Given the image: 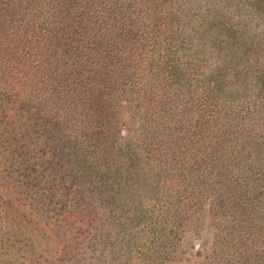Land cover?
I'll return each mask as SVG.
<instances>
[{
  "label": "trees",
  "instance_id": "trees-1",
  "mask_svg": "<svg viewBox=\"0 0 264 264\" xmlns=\"http://www.w3.org/2000/svg\"><path fill=\"white\" fill-rule=\"evenodd\" d=\"M206 219L198 264H264V0H0V264H169Z\"/></svg>",
  "mask_w": 264,
  "mask_h": 264
},
{
  "label": "rangeland",
  "instance_id": "rangeland-1",
  "mask_svg": "<svg viewBox=\"0 0 264 264\" xmlns=\"http://www.w3.org/2000/svg\"><path fill=\"white\" fill-rule=\"evenodd\" d=\"M130 114L125 109L121 117V127L126 133V128L129 127ZM209 220H205V225L199 230V234L195 235L193 232L188 233V244L193 246V248H187L183 260L175 261L169 264H198V257L195 252L199 250L201 253L206 252L207 248L211 244V228H209Z\"/></svg>",
  "mask_w": 264,
  "mask_h": 264
}]
</instances>
